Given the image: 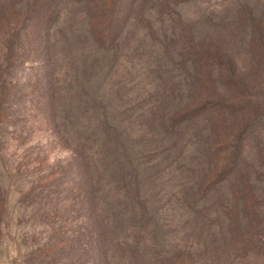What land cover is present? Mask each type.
<instances>
[{"label": "rangeland", "instance_id": "374dc122", "mask_svg": "<svg viewBox=\"0 0 264 264\" xmlns=\"http://www.w3.org/2000/svg\"><path fill=\"white\" fill-rule=\"evenodd\" d=\"M77 1L68 14L61 5L60 21L85 24L86 3ZM175 1L181 23L162 43L144 35L149 10L145 22L136 24L134 14L119 29L106 19L114 15L108 4L105 15L88 16L97 30L117 25L116 34L105 32L109 49L97 37L55 50L62 88L91 66L104 111L128 114L117 124L115 116L113 139H101L112 177L100 186L102 219L120 210L107 224L109 264H264V30L250 39L245 26L229 24L236 14L264 23V0ZM29 3L0 0V33L24 25ZM213 15L224 17L220 26L203 23ZM4 50L0 85L5 77L10 96L0 86V264H103L101 228L75 201L82 189L72 142L30 94L46 74L45 56L32 45L14 59ZM91 109L79 118L74 107L68 127L96 129L100 113ZM120 145L128 164L119 160Z\"/></svg>", "mask_w": 264, "mask_h": 264}, {"label": "trees", "instance_id": "16d2710c", "mask_svg": "<svg viewBox=\"0 0 264 264\" xmlns=\"http://www.w3.org/2000/svg\"><path fill=\"white\" fill-rule=\"evenodd\" d=\"M37 1L38 0H30L26 11V17H24L23 20L24 25H22V27L19 26L18 29L14 30L13 28L6 31L3 29V31L0 33V50L1 48L5 49L2 54L5 55L7 59H14L19 53L24 51L26 46L28 47V45H32L34 46V50L38 55L40 54L45 56L46 74L42 75L41 79L37 80V84L35 83V85L31 87L30 94L34 96V105L47 112L50 116V119L55 122L61 137L65 139L64 141H66V139H70L72 142L73 159L77 162L78 167H80L79 173L81 176V182L79 188L82 189V192L78 194L76 198L77 200L75 201H83L86 204L85 206H87L89 221L91 223L93 222L97 229L98 226L101 228V230L99 229L98 232L99 237L97 238V242L99 250L103 255V264H109L110 257L108 255V244L106 242L107 232L112 223L111 221L119 217L120 210L110 208L109 216H111L112 220L107 222L108 219H105V221L102 219L100 210L103 208L104 195L102 197L100 194V186L111 183L112 177L108 175L107 171L104 169L108 167V164L111 161L109 156L107 157V152L110 149L104 147L102 148L101 139H113V130L120 127L113 126V122L116 120L115 116L117 115L118 118L116 122L117 124L120 122L121 118L127 116L128 114L124 112L125 115H121V112L119 111L116 113L104 111V106L99 104L101 102L97 100L98 98H102L104 94H101V97L100 95L96 96L97 91L100 89V81L96 84V79L99 78V74L98 71L92 69L91 66L89 69L85 67L84 72L75 73L71 77V80H73V78L77 79H75L76 83H74L73 86L69 84L67 88H62V86H60L58 83L56 76L53 75L55 74L53 69H55L56 63L55 50L56 48L62 49V46H65L64 43L69 45L68 47H72L77 43L83 44V41L86 39L91 40V38H94L96 40L97 37H99L101 39V43L105 45L106 31H108L110 34H116V30L118 28L117 25L120 27L119 29H122L121 27L126 25L128 20L133 17L134 14L138 15L140 18V21L136 20L134 17L131 18V20L135 21L136 24L145 22L143 16L147 13L145 11L148 10L151 13V15H149L150 17H148L149 20L147 24L149 29L145 28L144 35L149 36V38L156 42V44H159L164 42V35L168 36L169 39H171L172 35H174V30H176V26L179 24L176 22L179 21L181 23L180 19L177 21V18H179L180 14L177 11L175 0H80L85 2V5L87 6V8H85L84 14H81L82 17L86 16L84 18L86 22L81 26V24H79L76 19L75 21L77 23H75V25L66 23L67 20L60 21L61 5H63V8H65L68 14V11L71 9L70 7L73 4L78 3L77 0H69L67 4L65 2L66 0H40L43 2L42 4H39L38 7L36 5ZM108 4L111 5L114 15L111 14L109 16V14H106L107 11L109 12L110 8ZM91 11L97 13L98 15L106 14V19L108 18V22L111 21L113 24H117L116 27L113 28L110 25L109 27L107 26L108 30H106L104 24L103 29L97 30V27L94 26V24L91 22V18L88 16ZM120 14L122 15L121 18L119 17ZM246 19L247 22H245ZM49 20H54L55 23L51 28L47 29L45 22ZM223 20L224 17H218V15L206 16L205 19H202L204 24L209 23L214 26H220L223 23ZM102 21L103 19L101 22ZM64 23H66L65 26L63 25ZM229 24L232 25V30H239L238 28L245 26L248 33L247 36L250 37V39L252 37H257L256 32L258 29L260 35H262L261 32L263 33L264 30V23L262 20H259L258 22L256 19V21L253 22L250 21L247 15L236 14V16H233V22ZM184 28L185 27H183V30ZM154 29L157 31V34H160V39H153L155 38L153 32ZM188 29L190 31L189 27ZM187 32L188 30L186 29V33ZM238 32L234 33V39H240ZM200 36L201 35H195V44L199 49L205 50V44L201 42L202 38ZM182 37L186 38L184 33ZM205 37L206 40H211L209 34H207ZM214 40H216L215 37ZM162 45L163 46H159L158 49L162 54L165 55L169 46L166 44ZM105 47L109 49L107 45H105ZM249 48L253 52V47L249 46ZM146 67V65L143 67L145 71L144 74H147ZM104 77L105 75L103 74L102 79ZM157 78L159 77H155V80H157ZM184 78L185 76H182L179 82L182 83ZM68 80L70 81V77ZM0 86L5 89L3 91V95L7 101L8 97L10 96V92H7L8 85L5 77H3L2 85ZM73 87L75 90L72 93ZM62 90L65 91L64 94L61 93ZM66 90H68V92ZM74 107H80V111L77 113L79 118H82L86 115L90 116L92 113L91 108H93L94 112L98 108L100 117L98 119V125L96 126V129L92 126H88V128L85 129L83 125H80L78 129L68 127V123L74 116V114L72 115ZM99 133L101 136L100 139H97V134ZM104 144H106L105 141ZM123 149V145H120L118 151L119 160L121 163L128 164V159ZM99 168H101V171ZM122 176L123 185H125L127 182L129 183L127 175L125 178L124 174L121 175V178ZM136 198L137 196L135 199ZM109 223L110 225H107Z\"/></svg>", "mask_w": 264, "mask_h": 264}]
</instances>
